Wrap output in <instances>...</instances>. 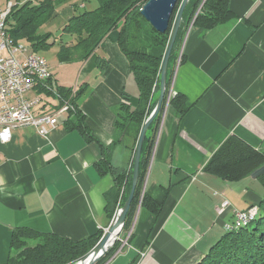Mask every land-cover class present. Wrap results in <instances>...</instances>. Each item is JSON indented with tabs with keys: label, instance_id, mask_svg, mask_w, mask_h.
Segmentation results:
<instances>
[{
	"label": "crops",
	"instance_id": "0c3cea01",
	"mask_svg": "<svg viewBox=\"0 0 264 264\" xmlns=\"http://www.w3.org/2000/svg\"><path fill=\"white\" fill-rule=\"evenodd\" d=\"M83 1L53 19L61 16L66 25ZM229 6L232 17L209 29L194 24L196 9L171 64L143 190L164 202L161 226L150 237L156 218L139 207L135 241L104 264H196L226 233L232 209L246 210L263 197L259 178L229 181L205 171L231 137L264 154V0H230ZM118 33L86 60L47 58L58 85L85 88L81 108L94 139L68 129L63 119L47 137L23 126L9 142L0 139V264L7 263L17 227L71 241L110 227L119 209L111 218L115 177L96 164L108 156L116 168H133L134 133L120 136L117 119L121 106L138 107L141 93ZM225 199L231 207L218 215Z\"/></svg>",
	"mask_w": 264,
	"mask_h": 264
},
{
	"label": "trees",
	"instance_id": "16d2710c",
	"mask_svg": "<svg viewBox=\"0 0 264 264\" xmlns=\"http://www.w3.org/2000/svg\"><path fill=\"white\" fill-rule=\"evenodd\" d=\"M10 0H7V2ZM63 0H27L16 2L8 17V32L12 42L18 44L27 42L33 51L41 53L58 45L57 57L61 62L86 60L99 47L102 41L114 30H119L118 44L121 51L127 56L132 72L135 75L139 90L140 103L137 108L123 105L122 113L117 119V128L120 136L134 133L137 145L145 118L154 109L157 99L154 94L160 90L161 65L166 46L169 42L171 29L182 0L178 1L174 10L169 29L165 33L156 31L141 14V8L148 0H98L94 9L83 7L62 28L69 39L57 40L53 33L40 32V28L52 20L56 14L59 2ZM203 0H190L184 10L183 20L175 41L167 73V88L169 85V71L171 64L176 61L178 49L189 23L193 20L196 9ZM230 0H206L194 20V24L205 29L215 27L232 17ZM161 49L160 54L153 50ZM72 88L58 86L60 96L64 99L71 97ZM42 92V90H39ZM86 92L85 88L78 89L72 97L76 109L69 114L66 121L68 129H79L87 140L94 139L86 124V115L81 108V99ZM167 93V92H166ZM187 109L183 108L182 112ZM158 120V119H156ZM156 122V121H155ZM151 124L143 145L140 176L135 195L127 215L124 231H129L135 215L140 207L155 216L156 221L149 234L154 236L162 223L164 202L154 199L144 190L146 175L153 151L156 125ZM136 151V150H135ZM108 156L97 162L96 166L101 174L111 172L115 177V187L112 190L115 196V205L110 210L111 218L116 208L122 207L131 190L133 168L127 170L116 168ZM264 165V154L255 150L237 137L229 138L213 155L205 166V171L218 175L229 181L241 180L250 176L253 170ZM264 188V174L259 177ZM260 199V214L255 226H242L236 230H228L205 256L196 264H264V193ZM11 238V252L6 264H75L86 256L102 238L104 232L84 240L71 241L67 238L52 234L41 233L34 229L17 227ZM136 239L132 232L128 243ZM34 241L35 244L30 245ZM146 243H148L146 241ZM117 241L97 264H104L120 247ZM126 246V245H125ZM123 246L122 249L125 247Z\"/></svg>",
	"mask_w": 264,
	"mask_h": 264
},
{
	"label": "built area",
	"instance_id": "2783aa9c",
	"mask_svg": "<svg viewBox=\"0 0 264 264\" xmlns=\"http://www.w3.org/2000/svg\"><path fill=\"white\" fill-rule=\"evenodd\" d=\"M85 1L80 4L81 8L86 6ZM15 4L8 1L0 7V139L5 143L11 140L15 128L23 126L35 127L47 137L52 128L66 122L75 111L71 98L79 89L73 87L71 97L62 98L47 57L33 51L27 42H12L7 17ZM230 207L231 202L223 200L216 209L218 215H224ZM232 212L234 221L225 224V228L254 217V206L246 210L233 208ZM132 231L131 228L122 246L126 245Z\"/></svg>",
	"mask_w": 264,
	"mask_h": 264
},
{
	"label": "water",
	"instance_id": "95a60500",
	"mask_svg": "<svg viewBox=\"0 0 264 264\" xmlns=\"http://www.w3.org/2000/svg\"><path fill=\"white\" fill-rule=\"evenodd\" d=\"M178 1L179 0H148L141 8V14L144 16V18L151 24V26L156 31L160 33H165L169 29L170 22H171L174 10L176 8V5L178 4ZM189 1L190 0H182L180 4V8L178 9V12L175 17L173 27L171 29L169 42L166 46L162 65H161L160 91H159L160 95H159V98L157 100V103L154 109L152 110L150 115L147 118H145L146 120H144L142 129H141V133H140L136 151H135V156L133 159L134 160L133 179H132V187H131L129 196L125 204L117 210L116 215L110 227H108V230L106 231V233L103 234L99 242L86 256H84L82 259L77 261L75 264H97V262L103 256H105L106 253L110 250V248L113 246L116 240H118L123 230V226L125 225L127 215L130 210L131 203L133 201L136 187L139 181L140 162H141V156H142L143 145L145 142V137L149 130V127L158 117L162 109L164 100H165V96L167 92V73H168L169 61H170L171 53H172L179 29H180V26L183 20L184 10ZM205 1L206 0H203L199 9H197L198 10L197 14L199 13ZM263 174H264V165L257 168L256 170H253L251 177L253 179L259 178Z\"/></svg>",
	"mask_w": 264,
	"mask_h": 264
},
{
	"label": "rangeland",
	"instance_id": "374dc122",
	"mask_svg": "<svg viewBox=\"0 0 264 264\" xmlns=\"http://www.w3.org/2000/svg\"><path fill=\"white\" fill-rule=\"evenodd\" d=\"M10 1H12L14 4L16 3V1L17 0H10ZM78 1H80V0H70L69 2H71V3H69V2H65L64 0L62 1V2H59V4H58V6H57V11L58 10H60V9H62V8H64V7H68V6H71L72 5V3H76V2H78ZM86 2H87V9H94L97 5H98V0H86ZM6 3H7V0H0V5H6ZM71 4V5H70ZM83 10V8H78L77 10H76V12L77 11H82ZM75 12V13H76ZM62 18H61V16L59 17V16H57V18H55V19H53V20H50V21H48L44 26H42L41 28H40V32L41 33H45V32H48V31H50V32H52L53 33V37L52 38H56L57 40H61V39H64V40H66V39H69L70 37H69V35L68 34H65V33H63V27L65 26V24H61V23H63V22H61L62 20H61ZM61 25V26H60ZM118 30V29H117ZM117 30H116V32H117ZM119 31V30H118ZM57 48H58V45H55V46H53L52 48H50L49 50H46V51H41V53L43 54V55H45L49 60H51V59H53V57H55V55L57 56V52H56V50H57ZM252 206H254V205H252ZM256 207H257V211H258V214H260L259 212H260V210H259V206L256 204L255 205ZM255 206H254V208H255ZM140 207V206H139ZM251 207V206H250ZM247 209V208H246ZM136 213V215H135V218H134V220H133V224H135L136 223V219H137V217H138V210H137V212H135ZM257 214V217H255V218H253V220H251L250 222H248L247 224H245V225H243V226H247L248 224H250L251 222H253L254 220H256L257 218H258V215ZM234 221V215L232 216V218H229V222H226L225 224H230L231 222H233ZM255 224H256V222H253L251 225H250V227H252V226H255ZM132 227V226H131ZM242 227V226H241ZM241 227H239V228H241ZM239 228H237V229H239ZM131 229V228H130ZM234 230H236V229H234ZM225 231L227 232L228 230L225 228ZM128 232L129 231H124V230H122V232H121V236H119V238H118V240H116V242L117 241H121L122 242V239L123 240H125L126 239V237L128 236ZM131 234H132V232H131ZM123 235V236H122ZM130 237V236H129ZM129 237H128V239H129ZM220 239V238H219ZM115 242V243H116ZM114 243V244H115ZM216 243V242H215ZM33 244H35V242L34 241H31L30 242V245H33ZM113 244V245H114ZM127 245H132V243H128V240H127V243H126ZM113 247V246H112ZM111 247V248H112ZM110 248V249H111Z\"/></svg>",
	"mask_w": 264,
	"mask_h": 264
},
{
	"label": "bare ground",
	"instance_id": "6f19581e",
	"mask_svg": "<svg viewBox=\"0 0 264 264\" xmlns=\"http://www.w3.org/2000/svg\"><path fill=\"white\" fill-rule=\"evenodd\" d=\"M260 213V212H259ZM257 214H258V211H257V207L255 206L254 208V217H251V218H246L244 219V221H237L235 222V224L231 225V227H227L226 229L227 230H234V229H237L245 224H247L248 222H250L251 220H253V218L257 217ZM259 215V214H258Z\"/></svg>",
	"mask_w": 264,
	"mask_h": 264
}]
</instances>
